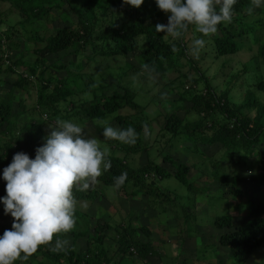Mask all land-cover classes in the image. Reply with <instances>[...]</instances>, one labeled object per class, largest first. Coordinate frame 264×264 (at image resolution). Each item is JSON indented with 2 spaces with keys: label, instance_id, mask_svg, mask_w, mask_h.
<instances>
[{
  "label": "trees",
  "instance_id": "1",
  "mask_svg": "<svg viewBox=\"0 0 264 264\" xmlns=\"http://www.w3.org/2000/svg\"><path fill=\"white\" fill-rule=\"evenodd\" d=\"M5 2L18 11V25L21 29L27 23L34 25L33 30L42 46L32 47L30 50L35 57L32 62L26 61L24 54L12 61L11 53L20 48L21 42L16 37L13 38L16 33L14 25H10L5 31L1 30L6 23L0 13V72L10 71L16 75L11 88L0 92V172L11 162L16 152H25L30 158H34L35 149L43 144V138L48 135L45 127L50 121L57 118L71 119L74 122L92 121L111 117L118 128H134L137 133L136 141L133 144L112 139L107 142L110 169L97 178V186L86 191L74 190L76 202H93L99 196L102 185L114 187V178L122 172L127 173V179L122 186L114 188L118 192L123 191L125 195L145 196L153 204H173L169 191L156 184L155 181L159 179L173 177L191 191L193 183L190 173L192 174L197 162H182L166 155L163 161L174 165L175 171L172 172L153 160L137 167L128 161L129 155L151 149L145 141L144 130L152 121L149 120L145 105L137 100L142 88L135 89L121 82L118 89L108 92L106 85L95 83L90 78V73L80 71L82 64H91L97 57L126 58L130 53L138 51L141 52L140 58L145 70L132 65L133 70L124 72V76L133 71H143L145 75L146 72L152 75L172 71L179 73L165 85L173 90V84L179 81L175 110L165 115V123L161 127V136H167L165 142L172 139L175 142L182 138L190 143L188 147L194 153H198V141L206 145L218 143L227 151L226 157L239 154L249 172L259 171L264 177V101L261 99L264 97V71L257 74L256 69L252 70V74H257L256 79L248 77L245 69L243 72L239 71L236 73L240 76L238 79L233 75L227 87L217 92L212 81L202 75L205 69L195 64L196 59L200 60L197 55L202 54V49L198 53L193 52L192 40L201 34L191 25L182 37L174 41L164 32H157L155 25L164 24L167 13L158 9L155 0H143L139 8L124 4L123 0H0V3ZM65 6L75 15V22L56 28L53 32H39L36 22L50 14H57ZM254 10L256 8L253 7L252 0H236L231 22L219 24L217 32L205 38L206 48L214 52L217 58L239 52L242 48L240 41L245 35H250V28L260 20L259 23L264 22V5L257 8L259 17L250 23L246 22ZM63 16L69 18L70 15L64 12ZM238 23L241 26L247 23V26L240 28L237 27ZM259 38L255 35V42ZM173 44L175 52L171 50ZM63 52L76 55V59L72 61L73 67L68 68L64 58L50 59V55ZM257 55L263 60L264 68V43L258 47ZM50 68L66 70V76L48 75ZM189 72L198 75L190 76ZM241 76L245 77L244 80H240ZM25 86L36 90V101L29 109L20 99L17 109V90ZM234 91L243 94L241 101L234 100ZM183 101L189 102V105ZM123 110L129 112L123 113ZM253 110L254 115H250L249 112ZM27 112L30 116L19 118ZM190 115L197 117L189 120ZM203 155L201 151L200 156ZM214 175L218 177V172H214ZM5 184V181L1 183L0 196L6 195ZM241 192L240 189H234L236 194ZM186 209L189 208L185 207L184 210L185 221L191 216V213L188 216ZM11 223L12 220L9 225L0 227V235L5 229L11 228ZM213 223L218 228L233 227L220 235L219 245L229 249L237 264H246L252 253L264 245V202L251 207L246 225L233 226V217L229 213L215 216ZM140 231L147 238L151 237L150 228L144 225L136 226L132 222L124 224L122 221L96 223L90 229L54 235L53 241L37 249L43 258L23 263L154 264L156 246L152 241L141 238ZM69 234H72L74 242L68 248L59 252L51 250L56 239ZM81 238H84L85 243H80ZM111 238L116 243L114 252H110L107 245Z\"/></svg>",
  "mask_w": 264,
  "mask_h": 264
},
{
  "label": "rangeland",
  "instance_id": "2",
  "mask_svg": "<svg viewBox=\"0 0 264 264\" xmlns=\"http://www.w3.org/2000/svg\"><path fill=\"white\" fill-rule=\"evenodd\" d=\"M62 11L69 13V18L63 16L64 12ZM0 13L6 23L1 30L5 31L10 25H14L16 33H14L13 38L16 37L21 42L20 48L13 50L11 53L12 61L24 54L25 60L32 62L35 57L30 50H32V47L40 48L42 46V43L37 40L35 30H33L34 25L27 23L21 29L18 25L20 20L18 11L8 2L0 3ZM256 14L257 8L250 13L246 22L250 23L254 18L259 17V14ZM168 15L170 13L166 14L164 24H167ZM73 22H75V15L69 7L65 6L64 10L61 9L57 11V14L46 16L36 22L35 26L39 32L43 30L53 32L56 28L70 25ZM259 22L250 28V31H252L250 35H245L243 40L240 41L242 48L239 52L217 58L214 52H210L206 48V45L202 49V54L197 55L200 60L193 58L197 61L195 62L196 65H200L205 69L202 75H206L212 81L211 84L217 92L223 91L233 75H236L239 71L243 72L245 69L247 76L254 79L257 78V74L264 71L263 60L257 55L258 47L264 43V31H262L264 22ZM243 26L246 27L247 23ZM243 26L238 23L237 27L243 28ZM259 26L261 28H258ZM8 33L10 34L9 31ZM255 35L260 37L258 42L254 40ZM140 54L141 52L137 51L130 53L126 58L121 56H118V58L111 56L105 59L97 57V60L92 61L91 64H82L80 71L90 73V78L94 79L97 84L106 85V91L108 92L118 89V84L121 82L129 84L135 89L140 90L142 88L140 97L137 100L145 105L150 117L149 120L152 121L144 130L145 141L151 149L136 155H129L128 161L137 167L140 164H145L148 160H153L172 172L175 171L174 165L163 161L166 155L182 162H197L192 174L190 173V179L193 183L192 190H188L173 177L155 181L163 190L169 191L172 196L173 204L164 206L158 205L157 202L151 203L145 196L125 195L123 191L118 192L114 187L102 185L99 196L93 202L87 200L77 201L74 212L76 224L73 230L90 229L94 224L106 221L110 223L122 221L124 224L132 222L136 226L144 225L150 228L152 232L150 238H147L146 234L141 231L140 236L155 244L157 254L155 255L154 264H237L229 249L219 245L220 235L232 230L233 227L218 228L213 222L215 216L229 213L233 217V226L246 225L251 207L258 202H264V177L259 171L249 172L246 169L247 165L241 161L242 156L239 154H234L230 158L226 157L227 151L223 150V147L218 143L206 145L202 141H198V153H194L188 147L190 143L182 138H176V144H174L173 139L166 143L167 136H161V127L165 123V115L175 110V98L179 97V89L177 88L179 81L173 84V90L165 85L170 83L169 81L179 73L172 71L168 74L152 75L146 72L145 75L143 72L145 68ZM58 57L64 58L68 68L73 67L72 61L76 59V55L68 52L50 55L52 60ZM132 65L143 69V71L141 73L139 71L134 73L133 71L130 75L124 76V72L133 70ZM185 69H189V67H185ZM255 69L258 73L252 74V70ZM20 70H23V68ZM48 72V75L57 77L66 76L67 73L66 70L54 68H50ZM189 73L190 76L198 75L195 72ZM239 77L236 75L237 79ZM15 78L16 75L10 71L0 72V92L3 93L5 88H11ZM244 78V76H241L240 80H244ZM17 91L18 97L15 107H18V101L21 99L31 109L36 101V90L31 86H25ZM232 96L235 101L243 99V94L240 91H234ZM261 99L264 101V97H261ZM183 103L189 105V102L183 101ZM29 112L19 118L30 116ZM122 112L129 111L123 110ZM254 113V110L249 112L250 115H254ZM181 115L183 116V114ZM196 117L197 115H190L188 118L194 120ZM76 123L86 126L91 135L100 140L101 148H107V150V142L109 143L111 139H105L102 136V129L99 125L107 123L113 127H118L115 122L111 121V117L104 120H76ZM87 129L85 130L86 133ZM45 131L47 134L49 133L48 126L45 127ZM201 151L204 153L203 156H200ZM223 157H225V160ZM226 160H229V162ZM214 163L220 164L215 166ZM216 171L218 177L214 175ZM3 181V179H0V186ZM234 189H240L242 192L236 194ZM131 190L130 188L129 191L131 192ZM185 207L189 208L186 209V213L189 212L188 216L191 213L186 221L183 219ZM11 220L12 217L4 214L3 205L0 204V227L9 225ZM62 239L69 240V246L74 242L72 234ZM83 239H80V243H85ZM110 240L107 245L110 252H114L116 243L112 238ZM41 258L43 256L36 250L27 259H18L15 264H24L23 262H28V260L36 261ZM246 264H264V245L252 253Z\"/></svg>",
  "mask_w": 264,
  "mask_h": 264
},
{
  "label": "clouds",
  "instance_id": "3",
  "mask_svg": "<svg viewBox=\"0 0 264 264\" xmlns=\"http://www.w3.org/2000/svg\"><path fill=\"white\" fill-rule=\"evenodd\" d=\"M123 3L139 8L143 0ZM235 3L236 0H155L158 9L170 13L167 24H157L155 29L174 41L190 25L194 26L201 34L192 40V50L198 53L219 24L231 22ZM252 5L259 8L264 0H252ZM171 50L176 51L174 44ZM99 126L105 139L125 144L136 141L137 133L131 126ZM48 127L50 131L35 149L34 158L16 152L0 172V179L6 182V195L0 196V204L4 214L12 217L11 228L0 235V264L27 259L39 246L53 241L54 235L71 232L76 224L74 190H89L111 167L107 148H101L100 140L86 126L57 118L48 122ZM126 179L127 173L122 172L114 178V187L119 188ZM69 244L67 239H56L51 250H63Z\"/></svg>",
  "mask_w": 264,
  "mask_h": 264
}]
</instances>
